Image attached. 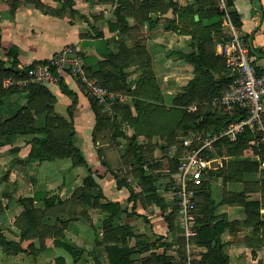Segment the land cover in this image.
Segmentation results:
<instances>
[{"label":"crops","instance_id":"crops-1","mask_svg":"<svg viewBox=\"0 0 264 264\" xmlns=\"http://www.w3.org/2000/svg\"><path fill=\"white\" fill-rule=\"evenodd\" d=\"M132 2L137 10L134 15L126 17L128 28L122 30L117 25L118 2L0 0V59L6 67H11L14 57L10 58L7 52L15 49L19 61L16 66L21 71L33 62L51 58L65 46L75 44L90 71L99 70L105 61L110 67L106 59L112 54L113 63L123 66L127 80L131 82L142 74L144 69L139 60L140 56L147 54V68L153 70L165 102L193 77L194 64L184 55L193 52L199 41L204 43L208 52L225 59L219 53V45L226 33L222 17L206 15L204 24L199 25L200 29H205L204 35L197 37L198 41L193 36L195 26L190 24V16H182V8L208 9L205 0ZM232 5L252 45L254 62L264 73V0H232ZM192 14L199 21V13ZM216 21L221 24L217 31L213 28ZM220 32L223 37L218 35ZM119 53L123 54L120 58L117 57ZM63 78L73 95L65 93L59 83L43 85L55 98L54 110L68 119H71L69 107L76 98L74 141L87 164L74 165L71 157L42 161L30 158L33 134L17 135L7 140L0 138V264H57L59 257L64 258L66 264H110L106 248L111 241L104 228V221L112 215V211L104 206L108 203L119 204V225H130L136 234L128 238L129 246L136 248L131 256L132 264H146L144 260L164 252L174 263L179 262L180 245L172 241L174 235L169 231L167 221L171 200L167 188L162 185L168 180L169 163L176 149L163 147L164 138L159 133L151 137L141 134L139 142L144 148L149 147L146 150L152 153V158L150 163L136 164L131 157L133 154H126L127 148L120 152L110 137L111 133L94 135L96 113L90 97L84 86L72 76L65 74ZM21 92H25V97ZM11 97L19 98L18 101L7 100ZM132 98L130 95L128 104H132ZM3 100L4 114H15L27 104L28 91L8 94ZM190 106L197 109V104ZM123 127L130 135L131 128L126 122ZM142 170L155 176L157 193L170 203L166 208L149 197L147 188L151 184L142 182ZM88 176L93 178L91 186L85 183ZM213 178L209 180L211 183ZM245 179L247 184L221 179V198L217 201L212 193L215 215L228 222L244 220L246 208L231 201L229 194L242 192L247 187H252L246 193L248 199L264 204L259 172ZM81 188L86 189L85 195L75 197ZM28 208L33 212L28 213ZM260 215V220L264 221V207L260 209ZM176 235L179 236L178 227ZM58 240L74 244L80 249L79 255ZM164 241L169 246L166 243L161 245ZM220 242L228 256V264H264L263 226L260 229L255 225L227 226L221 233ZM194 243L199 262L208 247Z\"/></svg>","mask_w":264,"mask_h":264},{"label":"trees","instance_id":"trees-1","mask_svg":"<svg viewBox=\"0 0 264 264\" xmlns=\"http://www.w3.org/2000/svg\"><path fill=\"white\" fill-rule=\"evenodd\" d=\"M100 2H118L116 11L118 15L117 25L122 30L128 28V15H134L137 7L133 5L132 0H99ZM208 3L207 8H182V16H190V24L193 28V36L201 38L203 29L199 25H203L206 15L215 18L221 17L215 2L213 0H205ZM141 10V6L138 7ZM188 11V12H187ZM193 12L199 13L200 19L196 21ZM206 12V13H205ZM235 21L241 25V21L237 12L232 11ZM192 15V16H191ZM213 28L217 31L221 29L220 21L213 24ZM205 30V29H204ZM220 32L218 35H221ZM223 37V36H222ZM221 37V38H222ZM226 37V33L224 38ZM223 38V39H224ZM1 39V37H0ZM199 41V40H198ZM15 49L8 50L7 54L13 58L11 67H6L3 59H0V138L4 140L17 135L33 134V146L30 153V158L42 161L44 159H55L56 157H71L73 164H87V161L81 154L80 147L75 144V126L73 121V108L76 104V98L69 107L68 119L64 115L54 110V96L46 85H28L26 87L12 86L5 87L4 81L8 77H19L20 72L24 70L18 69L19 61L14 52ZM140 52V50H139ZM142 53V50H141ZM123 56L118 54V58ZM139 58V55H137ZM185 59L194 64L192 72L193 77L189 78L188 82L177 91L171 98L170 104H166L164 92H162L153 70L148 69L149 57L140 56L139 63L144 69L137 80L129 82L127 73L124 72L123 66L119 67L113 63L115 58L112 54L106 59L110 67L103 64L97 71L88 72L98 78V80L110 88L111 90H121L131 95L132 104L127 102L116 101L113 104L115 115H107L104 112L103 106L99 104L90 94L87 95L91 99L93 109L96 113V125L94 135H106L111 133L113 143H119V138L127 140V153L129 156L133 154L132 160L142 166L144 163H150L152 153L147 151L139 142V135L146 134L151 137L155 133H159L164 141L161 142L163 147H172L176 142L175 137L179 132L183 136L190 132L203 131L205 133H217L227 126L230 118L223 109L217 110L212 104L213 98L224 93L229 87L233 76L228 68L225 59L208 52L202 41H199L197 48L184 55ZM48 59L38 60L35 62L47 61ZM138 61V60H137ZM34 63V62H33ZM258 68V67H257ZM259 71V70H258ZM260 72V71H259ZM261 73V72H260ZM219 75V77L216 76ZM59 84L65 93L73 95L65 84L64 78L61 77ZM135 84V86H133ZM20 90L28 91V102L21 107L17 113L11 115L4 114V97L8 94L18 92ZM127 103V104H126ZM197 104L196 111H189L188 106ZM213 105V106H212ZM240 117V116H239ZM124 122L131 128V134H126L124 130ZM264 132L258 129L247 127L235 141H230L227 138H221L217 142V152L222 153L225 148V154L231 158L224 161L221 167L217 170H211L210 174L215 179L222 178L223 181H248L245 179L248 175L259 172L258 181L261 182L260 189L262 190L264 202ZM178 151L176 149V157L170 160L169 169L175 171L178 164V155L182 152L181 140L179 142ZM152 150L153 147L150 146ZM153 151V150H152ZM180 151V152H179ZM104 163L107 161L104 159ZM142 182H148L151 185L147 188L150 193L149 197L154 198L163 208L168 204L161 197L156 189L155 176L141 171ZM169 178V173L167 179ZM86 185H93L92 176L85 178ZM168 180L165 181V184ZM162 183V185H165ZM168 188V184L166 185ZM252 187H247L242 192H231L229 197L231 201H236L242 204L247 210V217L241 221L228 222L223 217H218L214 214L215 201L212 198L211 182L208 180L200 190L199 197H203V202H199L197 206V222L199 224V233L193 239L194 242H199L208 247L207 252L199 260L198 264L213 263V264H228V256L223 251L221 244V233L227 226L235 228L242 225H255L257 229L264 227V221L260 220V209L264 207L261 201L248 199L247 191ZM86 193L85 188H81L75 193V197L82 198ZM96 204V202L94 203ZM112 211V215L104 221V228L107 231L106 237L110 239L111 244L107 246V254L110 264H132V254L136 248L129 246L128 238L136 235L131 226L119 225L118 219L121 214V208L118 203H108L104 205ZM33 210L28 208V213ZM170 232L174 235V241L180 245V261L174 263L171 258L166 255V252L152 255L149 259L144 260L146 264H183L185 256L184 239L177 236V226L175 223V213L171 212L167 216ZM237 225V226H236ZM175 228V229H173ZM25 235V233H24ZM75 255L78 256L80 249L74 244L58 240ZM163 242L161 245L165 244ZM168 245V244H167ZM148 247V245H146ZM57 264H66L64 258H57Z\"/></svg>","mask_w":264,"mask_h":264},{"label":"built area","instance_id":"built-area-1","mask_svg":"<svg viewBox=\"0 0 264 264\" xmlns=\"http://www.w3.org/2000/svg\"><path fill=\"white\" fill-rule=\"evenodd\" d=\"M221 13L226 37L219 45V53L225 58L231 75L226 91L213 98L212 103L222 108L229 116L227 126L217 133L191 132L181 138L182 152L178 155L175 171H169L168 196L174 212L178 235L184 239L183 264H198L194 238L199 233L197 206L199 193L205 182L211 179L212 161L221 138L236 140L247 128L264 131V73L258 71L252 54V45L232 14V0H213ZM21 77H8L4 86H28L59 83L63 75L72 76L84 86L106 113L113 115V103L127 102L126 92L111 90L92 76L75 44H69L56 52L47 61L30 64ZM190 109H196L190 106ZM240 116V117H239ZM176 152L174 153V157ZM172 241L177 244L173 238Z\"/></svg>","mask_w":264,"mask_h":264},{"label":"rangeland","instance_id":"rangeland-1","mask_svg":"<svg viewBox=\"0 0 264 264\" xmlns=\"http://www.w3.org/2000/svg\"><path fill=\"white\" fill-rule=\"evenodd\" d=\"M24 76V72H21L20 73V76L19 77H23ZM7 79V78H6ZM5 79V80H6ZM5 82V81H4ZM20 94H22L24 97H25V92H21ZM18 98L19 97H11V98H9V99H7V100H9V101H18ZM171 100H172V98H171V96H168L167 98H166V102L167 103H170L171 102ZM115 103V102H114ZM113 103V104H114ZM124 103V102H123ZM127 104V103H126ZM213 104V103H212ZM214 105V104H213ZM212 105V106H213ZM214 107H215V105H214ZM215 108H217V110H221L222 108H220L219 106H216ZM188 110L189 111H196L197 109H190V106H188ZM115 114H113V115H111V116H114ZM191 133V132H190ZM189 133V134H190ZM183 137V134H181V132H179V135L178 136H176L175 137V141L176 142H174V144L172 145V147L171 148H174V150L175 149H177V151H178V148H179V142H180V140H181V138ZM119 141V143H116V145L118 146V148L120 149V152H121V150L122 149H126V148H128L127 146H128V144H127V140L125 139V138H119L118 139ZM125 144V145H124ZM223 152L222 153H218L217 152V150H216V153L213 155L214 156V160L212 161V166H213V168H212V170H215L217 167H221L222 165H223V163H224V161H227V160H229L230 158H231V156L230 155H226L225 156V148H223V150H222ZM180 152V151H179ZM217 170V169H216ZM214 179V178H213ZM221 179L222 178H220V179H214V180H212V183H211V191H212V193H213V197L218 201L220 198H221V189H222V181H221ZM199 202H203V197H200V200H199ZM173 229H175V228H173ZM170 231V230H169ZM162 242V241H161ZM165 242V241H164ZM166 244H169L168 242H166ZM171 244V243H170ZM169 246V245H168Z\"/></svg>","mask_w":264,"mask_h":264},{"label":"water","instance_id":"water-1","mask_svg":"<svg viewBox=\"0 0 264 264\" xmlns=\"http://www.w3.org/2000/svg\"><path fill=\"white\" fill-rule=\"evenodd\" d=\"M196 18L198 19V16L196 15Z\"/></svg>","mask_w":264,"mask_h":264}]
</instances>
